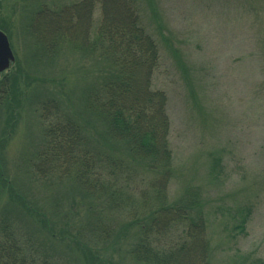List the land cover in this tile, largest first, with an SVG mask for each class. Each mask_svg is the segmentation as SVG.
<instances>
[{
  "label": "rangeland",
  "instance_id": "rangeland-1",
  "mask_svg": "<svg viewBox=\"0 0 264 264\" xmlns=\"http://www.w3.org/2000/svg\"><path fill=\"white\" fill-rule=\"evenodd\" d=\"M83 1L0 0V29L15 56L0 78L18 77V92L1 107L3 169L33 215L19 217L17 202L0 187V221L14 219L31 244H45L46 264H145L132 250L157 205L153 197L143 205V189L162 166L146 171L121 142L107 139L89 110L88 88L105 71L99 53L83 50L76 39L48 52L32 32L41 8ZM137 7L160 51L153 87L167 94L173 155L167 199L175 203L190 192L201 200L209 246L205 264H264V0H138ZM100 17L94 0L91 39ZM10 106L14 119L7 117ZM63 118L83 124V139L113 156L106 172L114 184L109 192L94 194L74 173L62 174L64 162L49 163L44 176L36 172L46 123ZM118 184L125 188L114 192ZM242 218L243 231L235 227ZM167 225L159 238L170 243L185 224Z\"/></svg>",
  "mask_w": 264,
  "mask_h": 264
},
{
  "label": "trees",
  "instance_id": "trees-1",
  "mask_svg": "<svg viewBox=\"0 0 264 264\" xmlns=\"http://www.w3.org/2000/svg\"><path fill=\"white\" fill-rule=\"evenodd\" d=\"M95 1L100 5L101 17L93 39L89 37V31L94 0L76 2L60 9L41 8L35 14L32 32L48 52L64 39H76L74 43L83 50L99 53L105 71L101 81L88 88L89 110L103 125L107 139L121 142L128 153L143 161L146 171L155 172V166H162L153 175L149 187L143 189V205L150 203L151 197L154 198L152 204L157 205L147 214L148 222L141 227L139 241L132 250L134 257L145 264H205L209 246L205 237L206 219L199 204L201 200L190 192L188 197L175 203L167 199L173 155L169 142L171 124L166 110L167 94L153 87L155 71L161 63L158 44L141 22L138 0ZM10 81L7 75L0 78V114L6 97L10 94L13 98L18 92V77L13 76ZM9 103H12L11 99ZM46 106H43L45 111ZM13 110L12 106L7 110L8 119H14ZM59 117L62 118L56 115L55 119ZM82 127L83 124L67 118L46 123V147L41 149L34 168L44 176L43 169L49 163L54 166L64 162L67 168L65 166L62 174L74 173L82 186L94 194L99 190L109 192L114 184L111 174L106 172L111 164L108 158L113 156L104 155L92 141L83 139ZM6 142L4 133H0V187L9 191V200L17 202L15 212L19 217H22L21 213L33 216L27 198L18 193L15 184L5 176ZM117 187L114 192L125 188L122 184ZM149 191L151 193L147 195ZM244 221L242 218L235 227L243 231ZM172 222L183 223L185 228L175 241L162 242L164 237L159 236L164 235L167 224ZM150 231L156 236L148 238L152 235ZM26 235L14 219L7 217L0 221V264H46L45 244H31Z\"/></svg>",
  "mask_w": 264,
  "mask_h": 264
},
{
  "label": "water",
  "instance_id": "water-1",
  "mask_svg": "<svg viewBox=\"0 0 264 264\" xmlns=\"http://www.w3.org/2000/svg\"><path fill=\"white\" fill-rule=\"evenodd\" d=\"M15 56L7 34L0 29V72L8 69L14 62Z\"/></svg>",
  "mask_w": 264,
  "mask_h": 264
}]
</instances>
